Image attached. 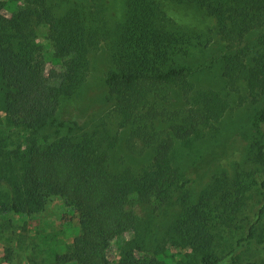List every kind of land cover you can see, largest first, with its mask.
<instances>
[{"label":"trees","instance_id":"16d2710c","mask_svg":"<svg viewBox=\"0 0 264 264\" xmlns=\"http://www.w3.org/2000/svg\"><path fill=\"white\" fill-rule=\"evenodd\" d=\"M39 1L40 18L48 25V48L40 50L27 37L15 13L8 21L19 43L14 46L0 31V109L4 120L3 125L0 122V181H7L15 191L10 199L0 200V214L29 215L42 210L49 196H62L65 204L78 212L81 223L78 234L54 260L63 264H108L100 252L112 231L119 235L122 222L107 226L102 208L137 205L152 198L170 200L174 195L170 191L176 187L180 211L172 231L194 249V263L239 264L242 242L254 235V224L248 226L246 235L236 239L227 253L220 250L222 226H227L222 223L226 221L220 219L215 225L208 215L211 192L204 191L196 203L189 204L190 179L180 181L172 168L173 142L169 138L153 144L154 155L148 169L110 173L106 157L99 158L105 153L98 138L85 136L59 149L54 145L45 147L25 133L51 119L59 108L60 97L74 93L82 85L91 51L100 44L107 47L111 57L113 71L106 83L118 89L114 107L121 126L141 131L135 123L140 121L143 109L155 103L161 85H178L182 96L192 105L201 110L210 108L212 99L199 89L190 93L193 85L187 80V71L178 66L180 58L206 44V36L175 21L168 15V9L200 10L214 18L216 30L223 38L233 34L236 39L264 17V0H122V13L116 20L109 17L108 0L88 3L54 0L53 5ZM59 5L61 11L56 13ZM226 61L225 73L229 83L234 84L243 73V65L234 56ZM46 63L52 64L48 71ZM194 112L191 107L188 117ZM213 113V120H217L221 108ZM209 119L205 117L206 121ZM258 119L264 122V112ZM181 137L185 138L186 132ZM10 138L15 142L12 148L8 147ZM55 159L63 160L65 168L55 167ZM259 186L263 211L264 177ZM241 192L244 197V189ZM244 206L238 202L234 211L237 213ZM155 248L161 250L158 243ZM115 264L166 263L154 256L126 253ZM248 264H264V259Z\"/></svg>","mask_w":264,"mask_h":264},{"label":"rangeland","instance_id":"374dc122","mask_svg":"<svg viewBox=\"0 0 264 264\" xmlns=\"http://www.w3.org/2000/svg\"><path fill=\"white\" fill-rule=\"evenodd\" d=\"M74 1L88 3L90 0ZM46 2L55 3L54 0ZM121 2L108 0L111 19L121 16ZM61 8L59 5L55 12ZM41 11L39 0H0V31L14 46L19 43L8 21L15 13L27 37L40 50H45L49 47L48 25L40 18ZM168 15L206 36V44L180 58L178 66L187 71V80L193 85L190 93L194 89L206 93L212 99L211 109L201 110L198 105H192L182 96L178 85H161L157 88L155 103L139 112L143 115L135 124L141 131L133 132L131 127L121 126L114 107L118 89L106 83L113 71L111 57L107 47L100 44L91 51L82 85L74 93L60 97L59 108L51 119L25 134L45 147L54 145L59 149L85 136L98 138L105 153L99 158L106 157L105 165L110 173L148 169L153 160V144L169 138L173 142L172 168L180 181L190 179L189 204L196 203L204 191L211 192L212 198L207 200L211 207L208 215L215 225L220 219L226 221H221L227 226H222L220 250L227 253L236 239L246 235L248 226L254 224V235L242 242L239 264L264 259V210L261 211L259 186L264 177V122L258 119L264 112V17L234 39L233 34L223 38L216 30L214 18L200 10L168 9ZM231 56L240 60L244 69L234 84L229 83L225 73L227 57ZM51 66L46 63L45 70ZM191 107L195 112L189 118ZM220 108L221 116L213 120V112ZM2 115L0 109L3 125ZM208 116L210 119L206 121ZM185 132L186 137H181ZM8 133L3 132L4 136ZM8 143V147H14L12 138ZM53 164L59 169L65 168L63 160L55 159ZM175 188L170 191H174L170 200L152 198L141 200L137 205L102 208L107 226L122 222L119 235L112 231L100 252L108 264H115L126 253L136 257L154 256L166 264H195L194 249L172 231L180 211ZM14 193L10 183L0 181V200L10 199ZM238 202L245 206L236 213ZM80 223L78 212L67 206L59 195L49 196L42 210L29 215L1 213L0 264H63L54 257L65 251L78 234ZM157 243L161 250L155 248Z\"/></svg>","mask_w":264,"mask_h":264}]
</instances>
